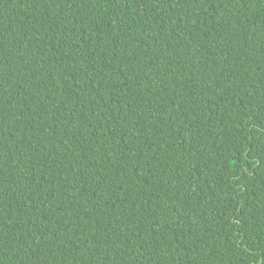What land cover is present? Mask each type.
Returning <instances> with one entry per match:
<instances>
[{
  "label": "trees",
  "instance_id": "16d2710c",
  "mask_svg": "<svg viewBox=\"0 0 264 264\" xmlns=\"http://www.w3.org/2000/svg\"><path fill=\"white\" fill-rule=\"evenodd\" d=\"M0 264H264V0H0Z\"/></svg>",
  "mask_w": 264,
  "mask_h": 264
}]
</instances>
